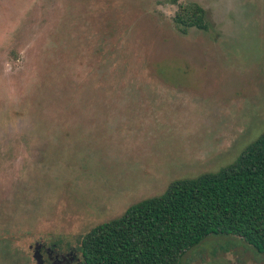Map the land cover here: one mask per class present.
<instances>
[{
	"label": "rangeland",
	"instance_id": "rangeland-1",
	"mask_svg": "<svg viewBox=\"0 0 264 264\" xmlns=\"http://www.w3.org/2000/svg\"><path fill=\"white\" fill-rule=\"evenodd\" d=\"M193 4L209 28L181 34ZM262 134L264 0H0V264L77 250ZM180 264L264 258L211 235Z\"/></svg>",
	"mask_w": 264,
	"mask_h": 264
},
{
	"label": "trees",
	"instance_id": "trees-1",
	"mask_svg": "<svg viewBox=\"0 0 264 264\" xmlns=\"http://www.w3.org/2000/svg\"><path fill=\"white\" fill-rule=\"evenodd\" d=\"M205 16L199 5L179 6L173 23L181 34L207 31ZM211 235L241 238L264 258V134L231 165L174 181L162 195L93 227L78 251L84 264H180Z\"/></svg>",
	"mask_w": 264,
	"mask_h": 264
},
{
	"label": "flooded vegetation",
	"instance_id": "flooded-vegetation-1",
	"mask_svg": "<svg viewBox=\"0 0 264 264\" xmlns=\"http://www.w3.org/2000/svg\"><path fill=\"white\" fill-rule=\"evenodd\" d=\"M34 253L41 254L43 264H84L78 248H72L69 253H57L43 244H38L34 246Z\"/></svg>",
	"mask_w": 264,
	"mask_h": 264
},
{
	"label": "water",
	"instance_id": "water-1",
	"mask_svg": "<svg viewBox=\"0 0 264 264\" xmlns=\"http://www.w3.org/2000/svg\"><path fill=\"white\" fill-rule=\"evenodd\" d=\"M33 256H34V259L36 261V264H43L40 253H35Z\"/></svg>",
	"mask_w": 264,
	"mask_h": 264
}]
</instances>
